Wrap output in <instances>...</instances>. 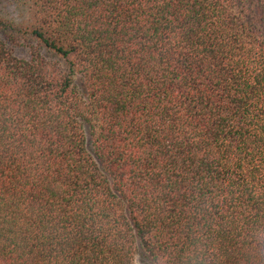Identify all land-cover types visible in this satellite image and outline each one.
Masks as SVG:
<instances>
[{"label":"trees","instance_id":"obj_1","mask_svg":"<svg viewBox=\"0 0 264 264\" xmlns=\"http://www.w3.org/2000/svg\"><path fill=\"white\" fill-rule=\"evenodd\" d=\"M15 2L0 264H264V0Z\"/></svg>","mask_w":264,"mask_h":264},{"label":"rangeland","instance_id":"obj_2","mask_svg":"<svg viewBox=\"0 0 264 264\" xmlns=\"http://www.w3.org/2000/svg\"><path fill=\"white\" fill-rule=\"evenodd\" d=\"M0 16L11 18L16 22H22L21 10L18 8L15 0H0ZM20 57H28L27 50L20 49L17 51ZM136 264H151L145 254L140 251L136 257Z\"/></svg>","mask_w":264,"mask_h":264}]
</instances>
